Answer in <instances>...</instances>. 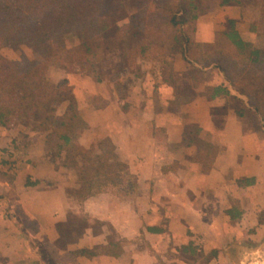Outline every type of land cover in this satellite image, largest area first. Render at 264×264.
Returning <instances> with one entry per match:
<instances>
[{
  "label": "crops",
  "instance_id": "1",
  "mask_svg": "<svg viewBox=\"0 0 264 264\" xmlns=\"http://www.w3.org/2000/svg\"><path fill=\"white\" fill-rule=\"evenodd\" d=\"M196 24L123 95L54 78L73 94L56 115L81 121L68 144L0 125V264H264V122L213 57L232 32Z\"/></svg>",
  "mask_w": 264,
  "mask_h": 264
},
{
  "label": "trees",
  "instance_id": "2",
  "mask_svg": "<svg viewBox=\"0 0 264 264\" xmlns=\"http://www.w3.org/2000/svg\"><path fill=\"white\" fill-rule=\"evenodd\" d=\"M153 1L7 0L0 11V38L3 41L8 40V43L16 41L25 44L46 60L65 53L66 62L73 65L75 54L81 52L80 61L86 62V65H90L89 57L92 54L96 56L95 64L99 71H108V69L121 71L124 66L133 64L135 57L147 54L151 41L158 42L159 33L154 32L152 20L149 22L150 28L139 27L131 34L130 43L134 45L131 49L130 46L127 47V36H125L127 29L125 28L119 29L118 34L112 40L103 41L104 45L95 44L98 42L97 36L107 30L112 24L110 22L124 15L127 10L141 12L146 10L142 13L145 15L148 5L154 4ZM161 1L171 7V11L167 14V22H165L167 25L164 33L169 35L166 39L174 36V42L182 44L184 37L178 38L176 31L181 25L187 23V16L190 14H193L191 17L193 20L198 18L196 5L192 0L188 5H185V1L189 0H158V2ZM255 1L259 3L260 0ZM232 2L234 1L223 0L221 5L228 6ZM181 12L183 16L180 15ZM230 24L233 29L235 22H230ZM155 28H157L156 23ZM75 31L81 33L83 43L79 47L69 49L65 37ZM143 39L149 43L142 44ZM231 40L239 53L244 56L246 63L253 68L255 65H262L257 69L264 73L262 51L244 42L236 31H232ZM135 46L138 47L135 48ZM100 51L102 56L97 54ZM226 68L229 70L228 67ZM88 74L90 76L92 72L89 71ZM230 74H228L229 77H231ZM45 75L46 67L38 61L10 62L0 56V125L6 124L8 106L13 105L17 110L14 125L34 124L38 129L51 131L53 137L68 144L79 132L81 121L75 105L69 107L64 117L60 118L56 115V106L63 98L60 95L59 86L49 82ZM99 75L92 77L101 82L103 78ZM239 75L242 76V72ZM241 79L248 85V88L244 90L248 92L251 105L261 115L264 122V96L261 97L263 92L254 81L250 82L245 77Z\"/></svg>",
  "mask_w": 264,
  "mask_h": 264
},
{
  "label": "rangeland",
  "instance_id": "3",
  "mask_svg": "<svg viewBox=\"0 0 264 264\" xmlns=\"http://www.w3.org/2000/svg\"><path fill=\"white\" fill-rule=\"evenodd\" d=\"M7 0H0V11L2 10L3 4L6 3ZM191 0L185 1V5H188ZM194 4L196 5V15L200 17V15L208 14L210 19L212 21L217 22V28L221 30L222 34H228L232 31L239 32L246 38L248 41H250V45L262 51L264 56V0H260L259 3L255 0H233L230 5L234 7L235 12L228 11V14L239 17L240 21L237 23L235 22V25L232 26L230 24V21H232L227 15H224L226 13L224 9H226V6L221 5L223 0H192ZM154 4L148 5L147 13L143 15L142 13H145V11H126L124 15H120L118 19H114L112 24H110L101 35L97 36V41L95 44L101 43L104 45L103 41H110L118 34L119 29H127L126 30V42L127 47L131 49L134 48V45H131V34L135 31H137V28L139 27H147L150 28L149 22L152 20L153 24L152 27H154V32H156L157 40L158 42H150L149 44V52L145 55H141L138 57H135L133 64L126 65L123 67V69L117 70V71H99L97 64H95L96 56L92 55L89 57L90 65H93L92 67L90 65H86V62L80 61L81 58V52L79 54H75V58L73 59L75 62L73 65L68 64L66 62V54H59L58 56L54 57L51 60H46L42 58L40 55L35 53L31 48H29L25 44H20L16 41H3V39L0 38V56L6 59L10 62H23L26 60L30 61H38L41 64L45 65L46 67V78L49 82H52V80L55 78H60V76L66 74V75H88L89 71L92 72L90 75L91 78L102 76V78L110 80L118 84L120 94L123 95L124 92V85H128L125 80L127 81H133V75H137L136 77H139L142 79L141 76H139L141 72L142 74H145L148 70L153 72L156 69L157 64L161 62H167L174 56L175 51L179 50L180 47L183 46L185 41L182 44H178L174 42V36L168 38V34L164 35V31L166 30L165 22H167V14L171 11V7L167 6L165 2L162 3L158 2V0L153 1ZM236 2H239L238 5ZM182 2H180L181 4ZM158 4V6H157ZM160 6V7H159ZM158 7L160 8L158 10ZM230 7V6H227ZM173 8V7H172ZM177 9V8H176ZM224 12V13H222ZM181 16L182 12L180 13ZM193 14H190V16H187V23L184 25H181L180 28L176 31L177 37L181 38H187L190 34H194L198 31V25L196 24V20H193L192 17ZM229 16V17H228ZM180 17V16H179ZM198 19V18H197ZM164 22V24H163ZM155 23L157 24V28H155ZM187 36V37H186ZM130 37V38H129ZM165 39H163V38ZM66 45L69 49L79 47L83 43V38L81 37V33L78 31H75L65 37ZM149 42H146V39H143L142 44H146ZM11 44V45H10ZM138 46H135L137 48ZM216 47L217 53L213 56L216 58L218 63H221L229 68V71L234 75V78L236 79L238 85L240 88L246 89V86L242 84V77L247 78L250 82L254 81L260 87V90L263 92L261 93V97L264 96V73L261 71H258L257 68H261L262 65L256 66L253 68L250 64H247L245 61L244 56H242L238 49L234 47L233 49H227L226 45L223 43V41L217 40L216 41ZM224 48V49H222ZM222 49V51H220ZM224 50V51H223ZM78 53V52H77ZM99 56H102V52H97ZM97 60V59H96ZM141 66V69H139ZM86 67V68H85ZM120 71V72H119ZM242 72V76L239 74ZM123 73V74H122ZM122 74V75H121ZM124 74H128L127 77ZM255 74V76H253ZM132 75V76H130ZM239 75V76H238ZM94 76V77H92ZM131 78V79H130ZM251 78V79H250ZM129 81V82H130ZM123 83V85H122ZM70 83H67L66 81H61L59 84V90L60 95L65 100H70L73 96L72 90L70 88ZM124 86V87H123ZM56 110H60V106H56ZM62 110V109H61ZM17 110L13 105L8 106L7 109V120L6 124L12 125L16 123L17 119ZM29 128H36V125H30Z\"/></svg>",
  "mask_w": 264,
  "mask_h": 264
}]
</instances>
